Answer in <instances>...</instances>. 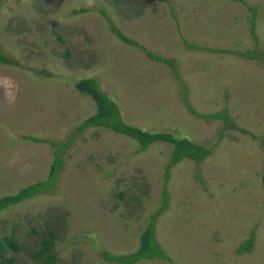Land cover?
I'll use <instances>...</instances> for the list:
<instances>
[{"label": "rangeland", "instance_id": "1", "mask_svg": "<svg viewBox=\"0 0 264 264\" xmlns=\"http://www.w3.org/2000/svg\"><path fill=\"white\" fill-rule=\"evenodd\" d=\"M247 1L258 6L264 48V0ZM103 10L136 43L116 35ZM251 16L237 0H0V43L13 58L0 64V197L48 177L49 140H67L97 109L75 82L95 77L127 123L210 151L170 170L156 233L171 259L132 264H264V66L184 43L252 48ZM147 50L175 59L186 88ZM185 96L203 114L228 108L233 125L192 113ZM139 146L105 127L79 132L55 192L0 212V243L13 236L19 246L5 244L0 259L38 263L43 236L53 231L58 264H123L101 252L137 249L162 205L173 150L163 141ZM253 230V250L240 254Z\"/></svg>", "mask_w": 264, "mask_h": 264}, {"label": "trees", "instance_id": "2", "mask_svg": "<svg viewBox=\"0 0 264 264\" xmlns=\"http://www.w3.org/2000/svg\"><path fill=\"white\" fill-rule=\"evenodd\" d=\"M243 2L249 10L252 12L251 16V26L250 32L255 40L254 46L252 48L247 49H236V48H228V47H210V46H202L198 43L191 42L189 40H184L185 45L188 48L192 49H210L217 52H228L238 56L245 57L250 60H258L264 66V48L260 45V41L258 39V34L256 30V19L258 15V6L251 5L247 0H237ZM103 14L106 16L108 21L110 22L111 28L116 35H118L122 40L129 43H136L133 39L128 37L126 34L122 32V30L113 22V19L110 15L103 10ZM148 57L153 59H158L159 61H163L169 64L174 70L179 78L181 84L186 88V83L183 81L180 76V72L178 70V64L175 59L170 57H165L161 54H156L152 51H146ZM13 58L7 55L2 51L1 43H0V64L10 62ZM75 87L80 92L87 94L93 98L96 104V112L79 124L74 132L71 133L69 138L64 141L57 140H49L51 145L54 147V159L51 163L48 177L45 180H39L34 183H31L25 187H22L18 192L14 194L3 195L0 197V212L7 208L9 205L17 204L25 199L34 197L37 194L44 192H55L58 186L59 175L63 166L65 165V155L67 149L71 146L74 138L79 134V132H83L85 129L89 127H105L112 129L118 133L125 134L136 141L139 142V151L146 150L150 145L156 142H169L173 144V150L170 156V161L167 164L165 170V183L163 185V202L162 205L151 215L150 220L146 229L141 233L140 243L137 249L131 252L126 253H112L109 250H103L101 252L102 257L108 261H115L123 264H132L135 262H139L145 259H165L170 260L171 257L164 250L161 243L157 238L156 233V225L159 216L168 208L170 194L168 190V180L170 178V170L180 163L184 159H192L197 164L200 163L204 158H206L210 151L205 146L195 143L188 138L185 137H176L172 133L169 132H152L146 129H143L139 126L127 123L121 114V111L118 107L116 101L111 98L101 87L99 81L95 77H85L75 82ZM185 102L187 108L194 114L206 117L213 118H221L224 121V124L227 127H231L234 123L228 108L224 107L221 110L203 114L197 111L186 99ZM32 140L40 141L41 139L36 136H30ZM199 179H202L200 175H198ZM264 179V175H263ZM256 241V232L253 230L249 236V238L241 242L237 251L242 254L245 252H251L254 248ZM10 245L14 249H19L17 245L16 239L11 236L8 237L4 243ZM0 243V248L4 246ZM55 245V235L53 231H47L46 235L43 236L42 245L38 250L37 257L38 263L36 264H58L57 253L54 250ZM0 264H14L13 258L4 257L0 259Z\"/></svg>", "mask_w": 264, "mask_h": 264}]
</instances>
